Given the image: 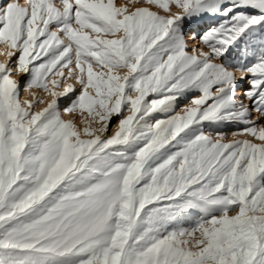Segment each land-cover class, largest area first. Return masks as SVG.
I'll return each mask as SVG.
<instances>
[{"label":"snow or ice","instance_id":"obj_1","mask_svg":"<svg viewBox=\"0 0 264 264\" xmlns=\"http://www.w3.org/2000/svg\"><path fill=\"white\" fill-rule=\"evenodd\" d=\"M129 3L0 7V264H264V0Z\"/></svg>","mask_w":264,"mask_h":264},{"label":"rangeland","instance_id":"obj_2","mask_svg":"<svg viewBox=\"0 0 264 264\" xmlns=\"http://www.w3.org/2000/svg\"><path fill=\"white\" fill-rule=\"evenodd\" d=\"M13 1H14V0H0V4L3 5V4H6V3H8V2H13ZM118 4H119V5L128 4L129 8H130L131 10H133V11L135 10V7H137V6H148V5L143 4V3H141V4H131V3H129V0H118ZM153 10H155V9H153ZM217 22H218V21H216L215 19H207V20L201 22V25H200L198 31H199L200 33H203L207 28L215 26ZM104 38H110V37H104ZM193 46H195V47H202V45L194 44V43L190 40V41H189V47L191 48V47H193ZM205 50H207V49H205ZM234 55H235V54H234ZM14 60H15V57H13V61H14ZM1 61L3 62V59L1 58V55H0V62H1ZM95 70H96V71H100L99 68H96ZM124 74H125V73L122 72L121 75H124ZM24 79H25V75H24L23 73H21V75H20V74L18 75V78H17L18 81H20L21 83H23V82H24ZM71 83H72L73 86L75 87L76 91L79 92V91H80V85L77 84V83H76L75 81H73V80L71 81ZM248 87H249V85H248L247 83H242V84L240 85V89H241V94H240V95H243V91H244V89H246V88H248ZM91 91H92V90H91ZM32 92H34L35 95H36L37 97H39V98H41V99H43V100H45V101L49 98V95H48L47 93L43 92V91L40 90V89H33ZM32 92H30L29 95H28V98H29V99H32ZM93 94H94V92H93ZM24 97L26 98V93H23V99H24ZM62 105H63V106H62ZM62 105H61V106H62V108H63L65 105H64V104H62ZM253 115H256V114L253 113ZM69 116L71 117V120H74V121L77 123V126H78V127H82V125H81V123H80V119H81V118H80L78 112H77V113H73V114H69ZM114 119H115V117H114ZM257 123H258L259 125H261V126H264V120L257 121ZM238 127L242 128L243 125H240V126H238ZM116 130H117L116 127H111V132H112V133H114ZM236 130H237V128H232V129H228V130H227V131L229 132V136H228V139H229V140L232 139L231 133H232V132H235ZM235 139H241V140H243V139H252V138H251V137H248V136H245V135H239V136H236ZM254 142H258V141H254Z\"/></svg>","mask_w":264,"mask_h":264},{"label":"bare ground","instance_id":"obj_3","mask_svg":"<svg viewBox=\"0 0 264 264\" xmlns=\"http://www.w3.org/2000/svg\"><path fill=\"white\" fill-rule=\"evenodd\" d=\"M13 2H19L20 4H21V6H25L26 5V2H27V0H14ZM5 4H3V5H1L0 4V7H3ZM66 43H67V41H65ZM5 51V49H4V47L2 46V45H0V53H2V52H4ZM1 58L3 59V62H5L6 60H7V57L6 56H4V55H1ZM2 62V61H1ZM73 67H74V64H73ZM65 71V75H67V72H68V69H65L64 70ZM77 72H78V70H77ZM120 74H122V72L120 73ZM21 75V74H20ZM14 78H18V75H15L14 76ZM55 79H60V77H54ZM71 81L72 80H70V81H68L69 83H71ZM74 81V80H73ZM50 87H51V85H50ZM57 91H62L63 89L62 88H60V89H56ZM91 91V90H90ZM29 93L30 92H26V98L24 97V100H29V98H28V95H29ZM241 94V89H240V92H239V95ZM51 99H52V97H50L49 96V98L45 101L46 103L45 104H42V105H40V107L39 108H37L36 109V111H40V110H42L44 107H46L47 106V103L48 102H50L51 101ZM63 98H61V100H62ZM63 104V103H62ZM63 106V105H62ZM64 119H71V117L69 116V115H65L64 116Z\"/></svg>","mask_w":264,"mask_h":264}]
</instances>
